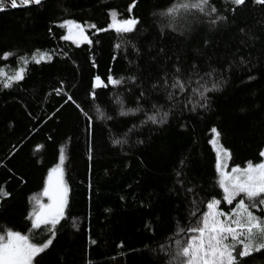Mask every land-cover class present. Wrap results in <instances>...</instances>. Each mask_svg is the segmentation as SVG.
<instances>
[{"label": "trees", "instance_id": "obj_1", "mask_svg": "<svg viewBox=\"0 0 264 264\" xmlns=\"http://www.w3.org/2000/svg\"><path fill=\"white\" fill-rule=\"evenodd\" d=\"M176 2L45 0L0 11V82L22 58L51 57L0 83V231L51 237L49 226L31 227L32 197L44 202L65 156L66 214L34 264H171L208 202L228 209L212 129L231 166L262 161L264 5L210 0L209 10L170 17ZM113 12L135 29L118 33ZM68 21L90 43L65 40ZM96 77L107 86L94 87ZM240 250L238 264H264V249Z\"/></svg>", "mask_w": 264, "mask_h": 264}, {"label": "snow or ice", "instance_id": "obj_2", "mask_svg": "<svg viewBox=\"0 0 264 264\" xmlns=\"http://www.w3.org/2000/svg\"><path fill=\"white\" fill-rule=\"evenodd\" d=\"M41 0H0V11H3L6 4L12 8L18 6H27L30 4L39 5ZM231 3L240 6L245 4V0H231ZM256 3L264 5V0H256ZM210 0H177L168 10V15L174 17L177 13L189 10H198L204 12L209 10ZM210 12L215 13L214 7ZM112 16L115 21L116 13ZM137 20L123 19L116 21L113 27L118 33L131 32L135 29ZM62 27H67L68 35L65 40L72 39L73 29H77V35L80 40L89 42L84 35L81 25L74 21H68ZM94 27V26H93ZM119 47V45H117ZM11 53H5L3 58L7 59ZM47 53L33 54L31 61L40 63L50 60ZM27 57L21 59L22 66L15 70L6 81H2V86L11 87L12 82L23 80L26 65L29 63ZM4 73L0 72V76ZM122 81L108 77V83L119 85ZM107 86L100 77H96L94 87ZM173 87L183 89V83L177 79ZM70 99V97H69ZM138 110V109H137ZM125 114V113H122ZM166 115V114H165ZM153 123L157 122L155 115L149 116ZM212 132L216 138L212 141L215 145L219 139V133L215 128ZM119 143V141H117ZM230 156L227 150L221 147L218 152L217 170L219 173L218 184L223 191V201L235 207L230 213L219 209L221 200L213 199L207 203L208 211L203 215L199 224L188 229L191 233L188 239L181 244L177 241L179 251L177 255L182 258L181 264H238L236 248L239 245L241 250L238 253L240 258L247 257L253 251L264 249V216L254 214V210L264 212V162L253 164L248 162L245 168L232 167L229 172L224 171L226 167L219 160V155ZM264 156V152H261ZM65 156L61 149L59 164L54 167L48 176V184L44 188L42 195L48 198V203H43L38 196H33L36 208L32 213V229H38L41 225L49 226L51 237L47 241L37 244L31 238V234H21L11 229L0 231V264H33L35 257L44 252L52 244L55 236V226L65 217L67 208V187L62 179L63 164ZM8 193L0 188V197H6ZM34 217V218H33ZM223 217V219H221Z\"/></svg>", "mask_w": 264, "mask_h": 264}, {"label": "rangeland", "instance_id": "obj_3", "mask_svg": "<svg viewBox=\"0 0 264 264\" xmlns=\"http://www.w3.org/2000/svg\"><path fill=\"white\" fill-rule=\"evenodd\" d=\"M121 19H120V17L118 16V14H116V17H115V21H114V18H113V16L111 17V27L112 28H114L113 27V24H114V22H116V21H120ZM115 29V28H114ZM73 31V36H72V41L73 42H75V43H77V44H80L81 42H83V40H80L79 39V36L77 35V32H78V30L77 29H73L72 30ZM84 35H85V33H84ZM32 57V56H31ZM31 57H27L28 59H29V61L31 62ZM19 67H21L22 66V64H21V61L19 62ZM19 69V68H18ZM18 69H16V70H18ZM4 73V75H6L7 76V74L5 73V72H3ZM214 147H215V150H216V152H217V157H218V152L220 151V149H221V145L220 144H215L214 145ZM223 148V147H222ZM223 149H225V148H223ZM226 150V149H225ZM227 152L228 153H230L228 150H227ZM230 159H231V155L230 156H224V155H222V154H220L219 155V160H220V162L221 163H223L226 167L224 168V171H226V172H229L230 170H231V168L233 167V166H231L230 165ZM262 162H264V156H263V159H262V161L261 162H259V163H262ZM258 163V164H259ZM255 165V164H254ZM240 168H242V167H240ZM245 168V167H244ZM62 179H63V181H64V183H65V178H64V173H63V177H62ZM218 179H219V173H218ZM47 184H48V181H47ZM65 185H66V183H65ZM67 198H68V190H67ZM240 199V197H237V201ZM237 201H234L233 202V204L232 205H229V204H227V203H225V205H228V209L227 208H225V207H221L223 204H222V200H221V204L219 205V209L220 210H222V211H224V212H226V213H230L232 210H233V208L235 207V204H236V202ZM49 201H48V198L45 196V199H44V202L43 203H48ZM230 209V210H229ZM208 211V209H206V211L204 212V214L206 213ZM252 211H254V214H256V215H259V216H264V212H260V211H257V210H252ZM262 213V214H261ZM203 214V215H204ZM203 215L198 219V221L196 222V226L199 224V222L201 221V219H202V217H203ZM221 219H223V217L221 218ZM43 225V224H42ZM41 225V226H42ZM189 235H191V233H188L187 235H182V240L180 241L181 242V244H183V242L184 241H186L187 239H188V237H189ZM178 251H179V248H178V246H177V244H176V252H175V250H173V251H171L172 252V260H171V264H181V261H182V258L181 257H179L178 255H177V253H178ZM254 252V251H253ZM33 264H34V262H33Z\"/></svg>", "mask_w": 264, "mask_h": 264}, {"label": "water", "instance_id": "obj_4", "mask_svg": "<svg viewBox=\"0 0 264 264\" xmlns=\"http://www.w3.org/2000/svg\"><path fill=\"white\" fill-rule=\"evenodd\" d=\"M43 1H45V0H41V2H43Z\"/></svg>", "mask_w": 264, "mask_h": 264}]
</instances>
